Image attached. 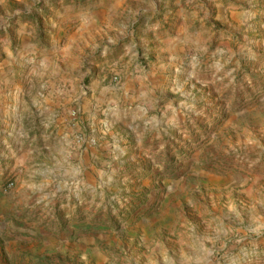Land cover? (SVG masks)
<instances>
[{"label":"rangeland","instance_id":"obj_1","mask_svg":"<svg viewBox=\"0 0 264 264\" xmlns=\"http://www.w3.org/2000/svg\"><path fill=\"white\" fill-rule=\"evenodd\" d=\"M0 264H264V0H0Z\"/></svg>","mask_w":264,"mask_h":264}]
</instances>
